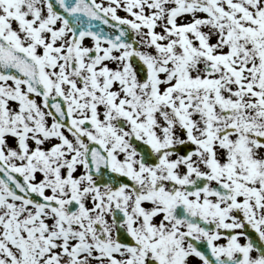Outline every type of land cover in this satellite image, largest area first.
Listing matches in <instances>:
<instances>
[{
	"label": "snow or ice",
	"instance_id": "1",
	"mask_svg": "<svg viewBox=\"0 0 264 264\" xmlns=\"http://www.w3.org/2000/svg\"><path fill=\"white\" fill-rule=\"evenodd\" d=\"M0 264H264V0H0Z\"/></svg>",
	"mask_w": 264,
	"mask_h": 264
}]
</instances>
